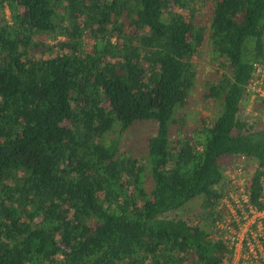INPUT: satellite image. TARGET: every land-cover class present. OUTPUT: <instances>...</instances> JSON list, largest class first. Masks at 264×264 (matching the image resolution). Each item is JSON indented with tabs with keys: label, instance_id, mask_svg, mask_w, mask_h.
<instances>
[{
	"label": "trees",
	"instance_id": "trees-1",
	"mask_svg": "<svg viewBox=\"0 0 264 264\" xmlns=\"http://www.w3.org/2000/svg\"><path fill=\"white\" fill-rule=\"evenodd\" d=\"M204 41L217 110L189 124ZM262 58L264 0H0V264H230L224 200L264 209ZM223 156L253 162L242 192Z\"/></svg>",
	"mask_w": 264,
	"mask_h": 264
},
{
	"label": "rangeland",
	"instance_id": "rangeland-1",
	"mask_svg": "<svg viewBox=\"0 0 264 264\" xmlns=\"http://www.w3.org/2000/svg\"><path fill=\"white\" fill-rule=\"evenodd\" d=\"M208 14V13H207ZM209 46L207 41L203 42L202 50L199 56L196 58L197 69H198V83L193 90V93L190 97L189 103L185 109L186 114L189 118V124H193L198 119V115L201 111H205V114L209 112H215L217 110L216 106L207 105L203 102L201 98V84L205 78V74L208 71L207 66L209 64ZM247 106L241 109L242 115H247L246 113L249 111ZM248 116V115H247ZM190 127V126H189ZM191 128V127H190ZM154 132V124L152 121H137L130 125L123 133L122 142L125 147L132 149L134 152L138 154H143L145 150V146L147 144L148 137ZM243 158V159H241ZM241 162L243 169V176L241 178H236L235 175V185L238 184L239 188L244 185V182L250 179L251 170L248 168H253V162L246 157H234V156H223L219 158V163L222 165L224 173L226 177L229 174H233V170L236 162ZM247 167V168H245ZM244 178V179H243ZM243 179V180H242ZM231 195V196H230ZM229 197H233L234 200L238 198L235 193L229 192ZM229 197L224 200L229 206L231 202ZM196 207L189 205L183 211H179L181 215H194L196 211ZM230 211L233 214V217L238 220L239 216L235 213V210L230 207ZM244 215V214H243ZM245 221L239 224V229L234 232V228L229 226L228 229L231 232V236L227 235L230 241L234 243V255L230 262V264H264V250H262L261 245L259 244L258 235L260 231L255 229H250V223L252 220V216L245 214ZM221 223L220 226H222ZM249 231V232H248ZM250 233L249 235H247ZM246 238L248 249L247 251H242V239Z\"/></svg>",
	"mask_w": 264,
	"mask_h": 264
},
{
	"label": "built area",
	"instance_id": "built-area-1",
	"mask_svg": "<svg viewBox=\"0 0 264 264\" xmlns=\"http://www.w3.org/2000/svg\"><path fill=\"white\" fill-rule=\"evenodd\" d=\"M246 90L249 92V103L247 104L248 109L251 108V104L253 101L256 100L264 101V58H262L260 61L253 62V71L249 79ZM242 167H244V165H242L240 161L235 163L233 174H229L228 176L229 178H231L233 183L235 182L236 178H241V176H243ZM234 174H237L236 178ZM260 180L262 182V190H264V166H262L261 168ZM248 181L246 180L244 183H247ZM239 191L242 192V187L239 188ZM242 198L243 200H246V196L244 194H242ZM261 199L262 201H264V195H262ZM234 201L236 206L241 207V199H239V197ZM229 207L232 208V205H230ZM245 214L253 217L250 223V227L252 224H255L256 229L258 230L264 228V209L256 210L255 208L251 207L249 208V211H244L243 209H241L240 214L237 213V215H239V219L244 218V221L246 217Z\"/></svg>",
	"mask_w": 264,
	"mask_h": 264
}]
</instances>
